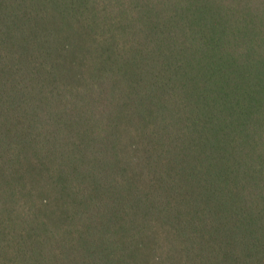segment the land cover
<instances>
[{
    "label": "trees",
    "instance_id": "1",
    "mask_svg": "<svg viewBox=\"0 0 264 264\" xmlns=\"http://www.w3.org/2000/svg\"><path fill=\"white\" fill-rule=\"evenodd\" d=\"M0 264H264V0H0Z\"/></svg>",
    "mask_w": 264,
    "mask_h": 264
}]
</instances>
